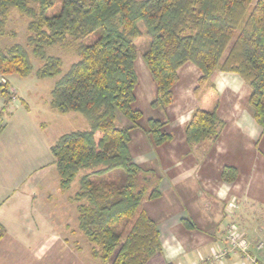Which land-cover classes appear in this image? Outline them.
<instances>
[{"label": "trees", "instance_id": "1", "mask_svg": "<svg viewBox=\"0 0 264 264\" xmlns=\"http://www.w3.org/2000/svg\"><path fill=\"white\" fill-rule=\"evenodd\" d=\"M57 1L58 11L48 15ZM11 8L28 18L27 33L25 45L0 50V75L28 76L29 49L41 61L38 77L59 75L49 106L63 114L78 112L89 124L61 135L49 150L62 190L78 176L70 199L92 257L108 264H145L161 243L156 223L139 208L160 191L156 174L136 164L128 150L130 130L142 117L134 107L135 41L143 33L149 37L142 59L156 88L152 108L163 110L172 102L177 71L192 62L201 72L196 90L210 86L216 70L247 82L254 118L264 129V0H0V34ZM96 31L92 43L81 41ZM57 45L70 46L77 56L63 74L61 58L46 55ZM6 86L8 81L0 84L1 93L7 94ZM120 117L129 125H121ZM165 125L147 120L153 144L172 139ZM222 126L215 107L196 108L184 134L190 145L214 141ZM221 176L233 181L234 168H223ZM4 232L0 224V238Z\"/></svg>", "mask_w": 264, "mask_h": 264}, {"label": "crops", "instance_id": "2", "mask_svg": "<svg viewBox=\"0 0 264 264\" xmlns=\"http://www.w3.org/2000/svg\"><path fill=\"white\" fill-rule=\"evenodd\" d=\"M143 68L140 76L135 70L134 89V107L142 117L130 130L128 150L136 164L151 169L159 178V196L145 199L141 209L156 223L161 243V250L145 264H250L239 251L223 252L231 226L250 244V256L264 264V129L249 103L250 86L237 73L216 70L210 86L196 90L201 72L186 62L177 71L172 102L163 110L154 109L150 103L156 94L155 84L146 65ZM17 97L9 102L14 103ZM214 107L223 122L216 139L188 144L184 129L193 110ZM149 118L166 121L165 130L172 139L153 144L146 131ZM119 123L129 125L124 117ZM1 125L0 138L8 130L7 122ZM225 167L235 170L231 182L221 176ZM21 191L14 190L0 203V224L5 229L0 243L26 249L57 246L58 241L51 243L58 237L53 221L33 207L31 189ZM71 196L63 201L76 211ZM261 241L263 245L257 249ZM59 244V248L65 247L63 241Z\"/></svg>", "mask_w": 264, "mask_h": 264}, {"label": "rangeland", "instance_id": "3", "mask_svg": "<svg viewBox=\"0 0 264 264\" xmlns=\"http://www.w3.org/2000/svg\"><path fill=\"white\" fill-rule=\"evenodd\" d=\"M59 6L60 2L57 1L47 14L57 12ZM27 22L28 18L15 8L9 10L6 32L0 34V50L13 43L25 45ZM97 36L98 31L81 41L90 44ZM135 44L137 54L134 66L140 76V67H145L142 54L149 45V37L143 33ZM28 52L33 66L28 76L0 75V84L9 82L6 86L7 94L1 93L0 90V125L8 123V130L0 138V203L11 196L14 190L22 192L21 190L25 188L31 189L34 195L33 207L49 216L56 228L55 234H58V237L50 242L63 241L65 247L59 248L58 243L59 245L48 249H26L18 244L15 248L10 242L3 241L0 243V264H105L98 258L93 259L89 242L78 230L75 209L63 201L77 190L78 176L68 190H61L49 150L61 135L85 130L89 124L78 112L60 114L51 109L48 104L50 91L59 75L38 77L35 72L41 61L32 56L29 49ZM46 55L61 58L62 74L72 62L77 60L76 54L68 45L47 48ZM16 94L18 97L14 103L9 102ZM4 205H7L6 202ZM141 208L142 204L139 209Z\"/></svg>", "mask_w": 264, "mask_h": 264}, {"label": "built area", "instance_id": "4", "mask_svg": "<svg viewBox=\"0 0 264 264\" xmlns=\"http://www.w3.org/2000/svg\"><path fill=\"white\" fill-rule=\"evenodd\" d=\"M227 247L226 249H224L223 252L225 251H239L246 259L249 260L250 264H261L259 262H257V260L250 256L249 254V247L250 244L243 238H239L233 231V227H229L228 228V234H227ZM263 245V242H259L257 244V249L261 248Z\"/></svg>", "mask_w": 264, "mask_h": 264}]
</instances>
